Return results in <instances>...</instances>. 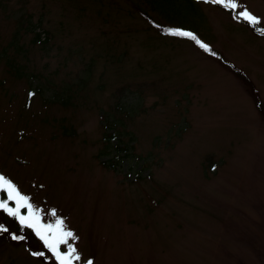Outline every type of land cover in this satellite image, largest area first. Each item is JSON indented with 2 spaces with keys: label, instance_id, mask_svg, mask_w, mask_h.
<instances>
[{
  "label": "rangeland",
  "instance_id": "374dc122",
  "mask_svg": "<svg viewBox=\"0 0 264 264\" xmlns=\"http://www.w3.org/2000/svg\"><path fill=\"white\" fill-rule=\"evenodd\" d=\"M234 2L0 0V175L72 264H264V0ZM0 225V264H53Z\"/></svg>",
  "mask_w": 264,
  "mask_h": 264
},
{
  "label": "snow or ice",
  "instance_id": "6c2138e0",
  "mask_svg": "<svg viewBox=\"0 0 264 264\" xmlns=\"http://www.w3.org/2000/svg\"><path fill=\"white\" fill-rule=\"evenodd\" d=\"M204 2L219 5L226 9L235 10L237 8V4L234 0H204ZM240 16L252 25H258L261 23L258 18L251 15L247 11L240 13ZM166 34L174 37H185L189 40L195 41V43L205 52L211 51L206 44L202 43L191 32L168 30ZM261 34H264V32ZM0 193L6 194V199L0 200V212L13 218L19 224L21 231L25 229L31 230L43 243L44 247L52 253L58 264H72L73 259H80V257L76 255V249L68 243L70 239L74 238V234L71 231L65 230L63 220L57 219L54 225L51 223H42L40 210L36 209L29 202V197L22 195L18 188L2 175H0ZM9 202L14 203L15 207H10ZM21 209H26L27 214H22ZM50 215L55 216V210H53ZM8 231L7 227L0 225V234L7 233ZM11 239L14 241H22L25 237L23 235L18 236L12 234ZM61 245L68 246L67 253H62L60 251ZM33 255L43 256V253H33ZM88 264H92V262L89 261Z\"/></svg>",
  "mask_w": 264,
  "mask_h": 264
},
{
  "label": "trees",
  "instance_id": "16d2710c",
  "mask_svg": "<svg viewBox=\"0 0 264 264\" xmlns=\"http://www.w3.org/2000/svg\"><path fill=\"white\" fill-rule=\"evenodd\" d=\"M204 3H206V2H204ZM208 4V3H207ZM211 4V3H210ZM214 5V4H213ZM215 7L217 6V7H219L218 5H214ZM227 10H230V9H227ZM240 17V18H239ZM236 20H239V21H241L242 23H244L246 26H248V27H251L252 28V30L254 31V33H255V35H258V36H264V34H261L262 32H264V28H262V27H259V26H256V25H252L250 22H248V21H246V20H244L241 16H236ZM34 35L35 36H37L39 39H40V42H42V43H44V42H47L48 41V36L46 35V34H43L42 32H36V31H34ZM183 39H186L185 37H182ZM42 39H44V40H42ZM10 45H12V46H14L15 48H17L18 46H17V42H13L12 44H10ZM216 55V54H215ZM217 56V55H216ZM4 57H5V60H6V63H7V66H8V70L10 71V73H14V72H16L17 70L15 69V63H14V61H10V59H8V58H6V55H5V53H4ZM236 73H237V71H236ZM237 75H238V73H237ZM40 89V87L39 88H37V90L38 91H40L39 90ZM110 135V134H109ZM27 243V242H26ZM29 249H30V247H29ZM49 258H50V260H52V262H53V264H57L56 262H55V260L54 259H52V257H50V255H49Z\"/></svg>",
  "mask_w": 264,
  "mask_h": 264
}]
</instances>
